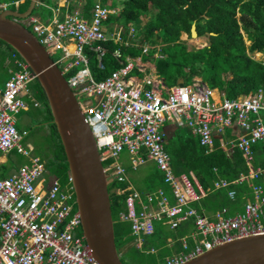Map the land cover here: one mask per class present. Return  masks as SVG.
Listing matches in <instances>:
<instances>
[{"label": "built area", "instance_id": "built-area-1", "mask_svg": "<svg viewBox=\"0 0 264 264\" xmlns=\"http://www.w3.org/2000/svg\"><path fill=\"white\" fill-rule=\"evenodd\" d=\"M24 1L12 4L19 6ZM40 4L51 10L50 19L34 14L21 22L32 27L61 69L94 133L102 161L111 160L104 165L105 170L114 180L128 182L126 169L115 160L127 148L135 169L153 160L171 188L173 201L163 187L145 193L130 186L116 190L119 195L126 193V209L116 222L131 224L136 247L146 249L144 236L154 233L155 221L172 229L193 221L194 228L179 238L180 251L166 256L167 264H181L218 244L264 233V164H256L255 150L258 143L264 145V89L232 98L219 87H209L201 77L168 86L152 59L145 58L150 54L158 58L157 45L141 42L136 25L125 27L110 21L118 14V7L96 2L88 12L81 0ZM110 42L121 45L112 51L120 66L99 80L92 61L99 70H105L106 44ZM131 45L141 52L124 54L122 46ZM13 62L17 70L4 88L0 87V151L4 153L0 165L14 149L29 162L10 176H3L0 170V264H100L82 232L71 176L65 183L51 176L42 179L43 187L37 184L50 172L34 153V146L23 143L14 115L28 109L24 97H30L29 84L36 82V76L25 60L16 57ZM87 93L93 98L80 100ZM31 99L40 104L35 96ZM182 123L199 137L207 153L218 147L216 140L228 154L241 151L248 171L232 180L219 177L208 187L193 171L177 174L166 149L163 127ZM235 126L240 131L232 132ZM227 129L234 135L230 140L226 139ZM245 182L252 195L244 197L241 209L231 212L229 206H223L209 212L192 206L218 189L236 200L237 186ZM168 241L174 244L172 238ZM148 251L154 253L156 249Z\"/></svg>", "mask_w": 264, "mask_h": 264}, {"label": "trees", "instance_id": "trees-1", "mask_svg": "<svg viewBox=\"0 0 264 264\" xmlns=\"http://www.w3.org/2000/svg\"><path fill=\"white\" fill-rule=\"evenodd\" d=\"M14 1L11 0V3ZM39 1L46 2V0ZM39 1L36 8L42 7ZM83 1L84 9L88 12L97 2L96 0ZM102 2L106 5H112L109 0H102ZM120 2L122 3L121 10L118 14L112 15L110 21L118 22L125 27L133 23L139 25L142 33V36L139 35L142 37L141 42L145 40L151 41L154 34H157L159 31L158 35L163 39L165 45H169L170 42L171 44L175 43L179 40L183 31H187L191 35L193 23H196L198 36L208 34L211 37L210 46L197 50L193 49L190 50L191 52L186 50L187 59L184 67H187V69L183 70L178 68L176 73L179 78H171V82L178 81L183 77L185 82L188 83L185 75L189 77L190 82L195 75L200 74L211 87L225 89L226 94L232 98L244 93L255 92L260 88L264 89V63L256 60L251 55V52H264V0H120ZM29 4L30 0H25L19 6L12 5L14 9L17 7V10L23 12L29 7ZM36 8L32 15L35 14ZM238 14L240 15L238 16ZM143 16H148V21H143ZM241 29L247 33L248 39L251 40L249 46H247L244 40ZM160 30L163 31V35L160 33ZM212 32L214 33L212 34ZM106 46L109 48V53L104 58L105 70H99L95 62L92 64L93 71L99 80L120 66L113 57L112 51L121 45L110 42ZM122 49L124 54L138 55L140 53L139 47L133 45L128 47L122 46ZM0 51L6 54V58L8 59L13 60L16 57L23 59L11 45L1 39ZM162 51H164V47ZM224 51L230 52L229 57L223 56ZM177 65V67L182 66L180 63ZM158 66L161 67L160 64ZM225 73H230V75L225 77ZM31 89L38 102L46 110V119L50 123L51 131L54 130L59 139V141L54 143L52 156L47 161L42 159V157L41 159L45 161L48 171V164L56 162L59 165V169L52 176L59 177L65 183L68 181L70 175L69 164L62 141L53 121L54 118L51 108L39 82L31 83ZM175 134H177V130ZM216 144L218 147L214 151L207 153L205 146L200 144L199 137L189 136L183 138L179 136L178 140L173 141L171 146H167L166 149L172 156V164L177 174L193 171L200 182L205 187H208L212 186L219 177L232 180L237 178L240 173L248 171L241 151L234 150L228 154L224 148L219 147L218 140H216ZM255 150L260 155H264V145L262 143H258L255 146ZM12 151L16 150L14 149ZM110 162L111 160H108L103 163L107 166ZM260 163L264 164L263 162ZM215 169L218 170L217 173ZM48 175V177H51L50 173ZM151 179L153 182L155 180L158 181L155 183L158 185L157 188L163 187L171 197V201L174 200L170 186L165 185L163 175L158 170H156V173L153 174ZM112 183V189L109 188V191L113 216L117 219L119 213L126 209V193L119 195L116 193V190L118 188H126L129 184L127 181L119 182L116 180ZM237 189L238 194L236 200H231L228 197L227 191L218 189L212 191L200 203L194 202L192 206L197 207L199 210L205 209L209 212H214L223 206H229L232 209L231 212H234L233 210L242 208V202L245 196L252 195V189L246 182L238 185ZM117 222L118 224L125 223L124 221ZM117 222L115 223V232L118 246V239H125V236L123 237V235L117 233ZM165 226L168 225L155 221V231L153 234L147 235L145 248H151L148 247V237L153 235L160 236V227ZM129 228L131 234V224ZM193 228V221L190 220L173 230H177V234L183 236ZM172 237L166 236L163 239L161 237L162 243L167 242L168 246V238ZM174 242H176L175 244L178 247L181 246L179 240H174ZM181 247L179 248L181 249Z\"/></svg>", "mask_w": 264, "mask_h": 264}, {"label": "water", "instance_id": "water-1", "mask_svg": "<svg viewBox=\"0 0 264 264\" xmlns=\"http://www.w3.org/2000/svg\"><path fill=\"white\" fill-rule=\"evenodd\" d=\"M38 1L30 0L23 12L1 11L0 39L27 62L44 90L66 153L88 247L100 264H126L116 242V220L109 191L114 179L105 170L94 133L61 69L37 36L21 22L32 15ZM191 33L198 37L196 23ZM183 82L181 78L178 83ZM177 128L174 124L164 125L165 137H172ZM181 264H264V233L218 244Z\"/></svg>", "mask_w": 264, "mask_h": 264}, {"label": "rangeland", "instance_id": "rangeland-1", "mask_svg": "<svg viewBox=\"0 0 264 264\" xmlns=\"http://www.w3.org/2000/svg\"><path fill=\"white\" fill-rule=\"evenodd\" d=\"M55 1L58 0H46L49 4L53 5ZM83 1V0H81ZM97 2H102V0H96ZM123 1V0H121ZM45 1H39V3H42ZM84 2V1H83ZM109 2L113 5L118 7L119 11L121 10L120 7H122V3L120 0H109ZM109 3V4H110ZM0 4H6L7 6H0V12L4 9H14L11 0H0ZM17 9V7L15 8ZM156 12V11H155ZM35 15H40L44 19L48 20L52 16V12L50 9L42 6L41 8L37 7L35 10ZM240 14H238L239 16ZM150 16V15H148ZM143 16V21H148L149 17ZM135 24V23H133ZM140 24V23H139ZM136 25V24H135ZM139 29V35L142 36L141 29L139 25H136ZM142 26V25H141ZM32 30V27H30ZM159 33V31H158ZM157 34H154L152 40L149 41L150 43L156 44L159 50L158 58L153 57L152 54L149 56H145L147 59H152L154 64H157L159 66V75H161L162 78L165 79V83L168 86H173L178 84V81L171 82V78L178 77V74L176 73L177 69H183L186 70L187 67H184L185 61L187 59V51L191 52L190 50L193 49H202L207 46L211 45V37L207 35L198 36L195 37L187 32L183 31L181 34V37L179 40H177L175 43L171 42L169 45H165L163 42V39L160 38V36ZM160 33L163 35V31L160 30ZM214 33V32H213ZM241 33L243 34L244 40L246 41L247 46L251 44V40L248 39L247 33L241 29ZM138 35V39L141 40L142 37ZM146 39V38H143ZM164 47V51H162V48ZM141 52V51H140ZM229 51H224L223 56L229 57ZM251 55L256 59L264 63V52H251ZM54 59L57 58L56 54L53 55ZM160 57V58H159ZM261 59V60H260ZM95 62L94 60L92 61ZM182 65L180 67H177L179 64ZM17 70V67L14 65V62L12 59L6 58V54H4L2 51H0V87L4 88L6 80L11 76L12 72ZM93 70V68H92ZM230 75V73H225V77ZM187 77V82H189V77ZM204 76V75H203ZM195 77H203L198 74L195 75ZM179 78V77H178ZM183 78V77H182ZM204 80V79H203ZM205 81V80H204ZM191 82V81H190ZM207 84L208 82L205 81ZM175 83V84H173ZM172 84V85H171ZM209 85V84H208ZM209 87H211L209 85ZM30 88V97H24L25 100L28 101L29 107L28 109H22L20 112L14 113L16 119H17V126L20 129L21 134H23V143H31L35 151L34 153L36 155H39L47 161L54 151V143L59 141L57 134L53 131H51V128L49 126V121L46 119V110L44 109V106L42 104H34L32 102L31 97H33V90L31 89V84H29ZM225 91V89L221 88L220 91ZM219 99H223L220 95L216 94ZM93 96L91 93H87L80 97V100L85 99H92ZM175 125V124H174ZM228 137H232V133L230 132V129H227ZM182 136L183 138L194 136L192 129L185 123L179 124L177 128V134L173 135L172 137H166V147L171 146V143L173 141L178 140V137ZM231 138L227 139L230 140ZM4 153L0 152V157L3 156ZM131 154L127 148H125L123 151L119 153V156L115 159L116 162L120 163L127 171V174L129 173V178L131 184H134V187L140 192H147V191H154L157 188V184L152 181L151 175L158 170L161 174L162 172L157 168V165L154 161H149L145 165H142L135 169L132 165V158ZM29 162V158L21 153H18L17 151H12L11 153H8L6 155V161L5 163H2L0 165V170L3 173V176H10L14 171H16L21 165L24 163ZM49 171L51 176L56 174V172L59 169V165L54 162L48 164ZM150 174V175H149ZM148 177V181L145 180L146 177ZM163 175V174H162ZM49 175H44L40 180L37 181V184L43 187V178L48 177ZM145 179V180H144ZM64 183V182H62ZM167 183H165L166 185ZM113 183L109 185V188L112 189ZM145 185V186H144ZM168 185V184H167ZM169 186V185H168ZM112 192V190H111ZM138 209H140V206H138ZM118 219V217H117ZM115 219V220H117ZM130 223L125 222L122 224L116 225L117 233L119 235L125 236V239H118V246L120 252L124 250V245H129V249L126 253L122 254V259L126 264H167L166 256L168 255H174L177 254L180 251V246L178 247L174 242L169 244L167 246V242L164 244L162 243V239L166 236H173L172 239L179 240V237L181 234H177V230L171 229L169 226L160 227V236H149L148 237V247H154L156 248V252L150 253L149 249H140L137 248L135 245L136 237L132 234H130ZM126 229H129L126 231ZM192 230V229H191ZM190 230V231H191ZM189 231V232H190ZM186 233V232H185ZM145 240L147 241V236H144ZM192 244V243H191Z\"/></svg>", "mask_w": 264, "mask_h": 264}, {"label": "crops", "instance_id": "crops-1", "mask_svg": "<svg viewBox=\"0 0 264 264\" xmlns=\"http://www.w3.org/2000/svg\"><path fill=\"white\" fill-rule=\"evenodd\" d=\"M160 58V57H159ZM154 66L156 67V69H157V71H158V74H159V66H157V64H154ZM160 77H161V75H160ZM162 78V77H161ZM163 80H164V82H165V79L164 78H162ZM181 79V78H180ZM180 79L178 80V82L180 81ZM33 95L35 96V94H34V92H33ZM35 98H36V96H35ZM36 100H37V98H36ZM237 131H240V129L238 128V127H234L233 128V130H232V132H237ZM230 132H231V130H230ZM171 135H174V134H171ZM232 137H234V135H232ZM229 138H231L230 136L227 138V139H229ZM1 152V151H0ZM149 161H153V160H148L147 162H149ZM146 162V163H147ZM260 162H263L264 163V155H260L259 154V152H256V164H260ZM145 163V164H146ZM145 164H143V165H145ZM142 166V165H141ZM156 173V171L153 173V174H155ZM3 174V173H2ZM153 174L150 176V177H152L153 176ZM150 175V174H149ZM149 175L146 177V180H145V184H146V181H148V177H149ZM157 176H158V172H157ZM128 184H129V186L130 187H132V188H135L134 187V184H131V182H130V178H129V173H128ZM145 186V185H144ZM136 189V188H135ZM138 190V189H137ZM140 191V190H139ZM142 192V191H141ZM143 193H145V192H143ZM129 245L130 244H128V245H124L123 246V248H124V250H122V252L121 253H126L127 252V250L129 249L128 247H129Z\"/></svg>", "mask_w": 264, "mask_h": 264}, {"label": "clouds", "instance_id": "clouds-1", "mask_svg": "<svg viewBox=\"0 0 264 264\" xmlns=\"http://www.w3.org/2000/svg\"><path fill=\"white\" fill-rule=\"evenodd\" d=\"M37 82V81H36Z\"/></svg>", "mask_w": 264, "mask_h": 264}]
</instances>
